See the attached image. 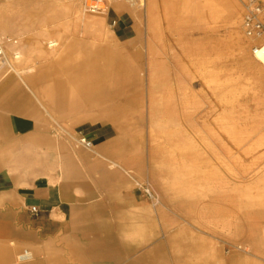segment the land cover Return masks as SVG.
Listing matches in <instances>:
<instances>
[{
    "label": "rangeland",
    "instance_id": "374dc122",
    "mask_svg": "<svg viewBox=\"0 0 264 264\" xmlns=\"http://www.w3.org/2000/svg\"><path fill=\"white\" fill-rule=\"evenodd\" d=\"M91 1L0 0V38L12 37L24 43L35 65L31 74H25L22 73L25 67L3 64L8 58L5 52L4 59H0V84L14 79L27 96L20 101L18 112L21 118H27L26 128L34 136L28 144L32 159L29 171L44 174L50 149L53 161L65 158L66 149L69 160L82 158L81 152L86 154L88 150L79 143L80 137L88 135L91 139L106 125L126 124L119 142L126 141L139 149L146 135V87L151 81L155 84L158 80L178 78L172 67L179 58L184 65L180 70L183 77L179 78L196 82L195 110L197 114L203 112V117L199 114L194 121V134L193 123L188 126L183 120L181 128L186 133V126L189 127L190 142L205 147L207 199L170 201L181 213L171 218V226L177 229L149 234L166 236L174 244L188 241L187 248L172 249L174 264H207V241L221 242L226 247L228 264H232L230 254L236 251L243 253V264H250L262 251L264 263V205L256 208L250 199L258 193L255 174L264 166V140H260L264 136V66L255 59L256 44L250 43L251 36L243 25L249 0L218 1L225 9L219 16L214 13L211 0H196L195 15L202 23L195 25L191 39L172 38V26L166 22L174 15V8L169 4L157 7V15L165 22L160 23L163 38L158 40L145 37L144 0H139L140 6L132 9L125 6L131 0H120L118 6L111 3L113 0H105L104 9L98 13L89 10ZM123 9L132 10L137 23L125 29L113 27L109 18L114 19ZM78 10L87 17L77 16ZM236 17L239 26L232 25ZM99 19L105 23L99 24ZM259 38L260 45L264 35ZM54 39L64 44L67 51L48 59L47 42ZM98 48L101 67H107L112 53L126 60L132 68L126 84L120 86L116 82L114 89L104 88L94 96L97 103L93 102L95 99L80 103L78 112L61 113L59 109L44 112L38 98L57 99L59 81L65 80L61 72L65 65L60 59L67 55L71 61L67 67L70 91L81 74L80 53L84 51L88 55L85 57H90ZM23 79L30 87H26ZM158 85L161 84H155L149 91L158 94L161 91ZM225 126L232 128L231 134ZM258 141L261 142L256 144ZM51 171L54 175L56 169ZM139 185L133 183L132 188ZM237 194H242V198H236ZM163 203L159 199L147 201L148 208L155 206L160 212ZM155 227L158 228L157 221Z\"/></svg>",
    "mask_w": 264,
    "mask_h": 264
},
{
    "label": "crops",
    "instance_id": "0c3cea01",
    "mask_svg": "<svg viewBox=\"0 0 264 264\" xmlns=\"http://www.w3.org/2000/svg\"><path fill=\"white\" fill-rule=\"evenodd\" d=\"M119 1L111 3L118 6ZM168 4L174 8L166 22L172 38H193L195 25L202 23L195 15L196 0H144L145 37L163 38L160 23L165 22L156 8ZM125 6L137 8L139 0ZM109 21L120 29L137 23L127 9ZM183 66L177 58L172 68L178 78L158 80V94L149 91L153 81L147 85L146 135L139 149L119 142L126 124L106 125L91 138L92 147L79 142L88 150L81 152L82 158L69 160L66 149L65 158L53 161L50 149L43 175L29 171L28 144L34 136L26 128L27 118L19 116L20 101L12 89L18 91V84L14 79L0 84V264H174L172 249L187 248L188 241L174 244L149 231L177 229L171 218L181 213L170 201L207 199L205 147L190 142L189 127L186 133L181 128L183 120L193 123L194 134L197 115L203 117L195 110L196 82L179 78ZM61 72L60 96L68 87L67 66ZM137 182L153 187L164 201L161 212L148 208L152 200L139 187L132 188ZM25 251L30 255L21 259ZM228 254L221 242L207 241V264H228ZM243 258L241 252L230 254L232 264H243Z\"/></svg>",
    "mask_w": 264,
    "mask_h": 264
},
{
    "label": "bare ground",
    "instance_id": "6f19581e",
    "mask_svg": "<svg viewBox=\"0 0 264 264\" xmlns=\"http://www.w3.org/2000/svg\"><path fill=\"white\" fill-rule=\"evenodd\" d=\"M218 1L220 0L210 1L213 5H215L213 9L215 11L214 13L217 16L222 15L225 11V9L220 7ZM76 15L79 17H87L85 12L81 10H78ZM98 21L99 24H103V19H99ZM239 24L240 20L238 17L232 20V25L239 26ZM1 38L0 59H4L2 57L4 52L7 54L6 56L8 57L3 61V64L8 63L11 65H17L18 67H25L22 73L31 74L34 71L35 65L33 64V59L30 57V54H28L29 52L24 43L22 44V42L19 43L18 40H12V37H7L6 40ZM259 41L260 38L255 36L251 37L250 43L256 44V46L253 47V49L255 48L253 55L255 59L258 60L264 66V42H261L259 45ZM47 44V48L50 49V51L47 52L48 59L52 58L56 53H59L60 51L63 52L67 49L65 48L64 44H62L59 40L56 39L49 40ZM80 55L82 57L80 59L81 63L79 68L81 74L77 75L76 80L78 83L75 85V87L72 88L70 91L68 90V87L66 89H62V95L60 96L59 94L58 98L55 100L53 98H47L43 100L38 98L39 102L42 103L44 112H46L47 114L51 113L52 111H55L56 109H59L61 113H65L67 110L78 112L80 103H85L86 101H93L95 99L94 96L98 92H101V90H103L104 88H106L107 90L114 89L116 82H119L120 86H124L128 81L129 75H131L132 73V68H130L128 63H126V60L120 58V56L116 57L115 53H112L110 55L109 60L107 59V67L100 66V49L98 52L92 53L90 57H85L88 55L87 53H84V51H82ZM60 61H62L63 64L67 67L69 62L71 63V61H69V59L67 58V55L65 56V58L60 59ZM23 82L25 83L26 87H30V85L26 82L25 79H23ZM21 88L23 87L20 86L18 90H20ZM12 89L15 94L18 95L19 101L26 100L27 96L22 90L17 91L15 87ZM9 90L11 89L9 88ZM86 97H89L90 99L88 98V100H85L84 98ZM229 102L230 101H225L226 104H228ZM94 103H97L96 99L94 100ZM224 129L227 133L231 134V127L225 126ZM260 140H264V136H261ZM261 141L256 142V144ZM255 178L257 179V181H259L258 193L256 195L250 196V199L252 202L251 204L256 208H259L260 205H264V166L257 170ZM258 257L259 259L256 260V264H264L262 251L259 252Z\"/></svg>",
    "mask_w": 264,
    "mask_h": 264
},
{
    "label": "built area",
    "instance_id": "2783aa9c",
    "mask_svg": "<svg viewBox=\"0 0 264 264\" xmlns=\"http://www.w3.org/2000/svg\"><path fill=\"white\" fill-rule=\"evenodd\" d=\"M105 2L103 0H92L88 5L92 13H98L104 9ZM245 32L248 36L260 37L264 35V0H249L246 5V13L243 19ZM255 48L253 49V52ZM79 142L86 147L93 146V140L85 136L80 137ZM139 188L144 192L147 198L151 200L157 199V194L150 184H141ZM38 208L33 207V212H38ZM30 255L28 251L21 253L20 258H26Z\"/></svg>",
    "mask_w": 264,
    "mask_h": 264
}]
</instances>
